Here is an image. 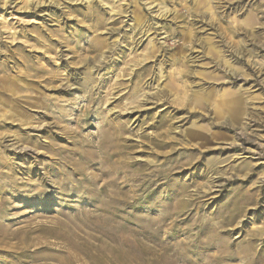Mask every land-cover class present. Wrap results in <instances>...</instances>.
<instances>
[{
	"label": "rangeland",
	"instance_id": "rangeland-1",
	"mask_svg": "<svg viewBox=\"0 0 264 264\" xmlns=\"http://www.w3.org/2000/svg\"><path fill=\"white\" fill-rule=\"evenodd\" d=\"M0 264H264V0H0Z\"/></svg>",
	"mask_w": 264,
	"mask_h": 264
},
{
	"label": "bare ground",
	"instance_id": "bare-ground-1",
	"mask_svg": "<svg viewBox=\"0 0 264 264\" xmlns=\"http://www.w3.org/2000/svg\"><path fill=\"white\" fill-rule=\"evenodd\" d=\"M214 10V9H213Z\"/></svg>",
	"mask_w": 264,
	"mask_h": 264
}]
</instances>
